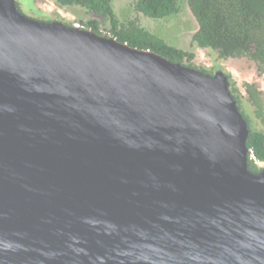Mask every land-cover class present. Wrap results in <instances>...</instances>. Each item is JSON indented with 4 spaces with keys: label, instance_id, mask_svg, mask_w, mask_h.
Instances as JSON below:
<instances>
[{
    "label": "water",
    "instance_id": "95a60500",
    "mask_svg": "<svg viewBox=\"0 0 264 264\" xmlns=\"http://www.w3.org/2000/svg\"><path fill=\"white\" fill-rule=\"evenodd\" d=\"M206 75L0 0V264H264V164Z\"/></svg>",
    "mask_w": 264,
    "mask_h": 264
},
{
    "label": "trees",
    "instance_id": "16d2710c",
    "mask_svg": "<svg viewBox=\"0 0 264 264\" xmlns=\"http://www.w3.org/2000/svg\"><path fill=\"white\" fill-rule=\"evenodd\" d=\"M112 1L55 0L60 7L78 8L91 17L78 22L83 30L197 69L191 64L194 54L170 46L142 28L137 20L120 23ZM188 6L199 26L193 35L195 45L218 51L223 58L250 54L253 48L254 56L264 57V0H188ZM136 10L147 18L164 20L179 13V0H136ZM248 129V167L259 174L264 164V133L251 126Z\"/></svg>",
    "mask_w": 264,
    "mask_h": 264
},
{
    "label": "flooded vegetation",
    "instance_id": "af4514ba",
    "mask_svg": "<svg viewBox=\"0 0 264 264\" xmlns=\"http://www.w3.org/2000/svg\"><path fill=\"white\" fill-rule=\"evenodd\" d=\"M35 3L44 19L60 22L59 19L49 16L54 11V7L47 0L43 3L36 1ZM75 24L81 26L79 23ZM191 44L196 47L197 52H186L195 55L191 60V64L197 68L194 70L210 76H215L219 72L223 73L228 81L229 90L248 126L264 133V57L254 56L256 49L253 48L250 54L223 58L218 51L195 45L193 37ZM241 69H244L248 79L242 76Z\"/></svg>",
    "mask_w": 264,
    "mask_h": 264
},
{
    "label": "rangeland",
    "instance_id": "374dc122",
    "mask_svg": "<svg viewBox=\"0 0 264 264\" xmlns=\"http://www.w3.org/2000/svg\"><path fill=\"white\" fill-rule=\"evenodd\" d=\"M35 1L44 2V0H16L20 12L25 17L52 22L43 18ZM47 2L54 7V11L49 16L59 19L61 23L72 26L81 20L87 21L91 18L81 9L60 7L55 0H47ZM112 5L120 23L126 24L130 20H137L142 28L170 46L197 52L196 47L191 44V39L198 31V24L189 9L188 0H179V13L164 20H153L138 13L136 0H113ZM240 72L248 79L244 69Z\"/></svg>",
    "mask_w": 264,
    "mask_h": 264
}]
</instances>
